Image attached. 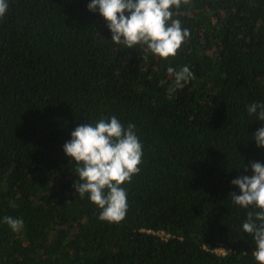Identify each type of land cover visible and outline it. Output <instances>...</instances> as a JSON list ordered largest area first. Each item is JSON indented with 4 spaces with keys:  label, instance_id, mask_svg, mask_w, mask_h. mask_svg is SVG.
I'll return each mask as SVG.
<instances>
[{
    "label": "trees",
    "instance_id": "obj_1",
    "mask_svg": "<svg viewBox=\"0 0 264 264\" xmlns=\"http://www.w3.org/2000/svg\"><path fill=\"white\" fill-rule=\"evenodd\" d=\"M0 18V264H258L231 180L264 163V0H180L174 57L112 42L88 0H8ZM188 65L182 89L166 68ZM115 115L143 145L119 223L74 188L63 145ZM241 167V168H239ZM163 232V234H159ZM222 247L225 253H218Z\"/></svg>",
    "mask_w": 264,
    "mask_h": 264
},
{
    "label": "clouds",
    "instance_id": "obj_2",
    "mask_svg": "<svg viewBox=\"0 0 264 264\" xmlns=\"http://www.w3.org/2000/svg\"><path fill=\"white\" fill-rule=\"evenodd\" d=\"M180 0H88L87 9L98 12L111 32V41L129 49L146 46L162 59L174 57L189 36V30L175 19L173 8ZM8 0H0V18L8 11ZM167 73L174 76V88L182 89L193 78L188 65L178 69L168 66ZM250 116L264 122V102L254 101L246 105ZM258 148H264V126L251 136ZM66 156L72 158L77 180L74 188L81 197L87 195L99 208L98 219L109 224L121 222L127 213V191L123 186L140 172L143 145L136 126H127L115 116L101 117L95 121L78 124L63 145ZM251 175H240L231 180L238 189L230 193L231 204L246 211L241 228L254 242L252 256L258 264H264V163L250 161L242 166ZM241 168V167H239ZM0 223L13 232H19L24 220L4 216Z\"/></svg>",
    "mask_w": 264,
    "mask_h": 264
},
{
    "label": "built area",
    "instance_id": "obj_3",
    "mask_svg": "<svg viewBox=\"0 0 264 264\" xmlns=\"http://www.w3.org/2000/svg\"><path fill=\"white\" fill-rule=\"evenodd\" d=\"M159 234H163V232H159ZM220 250V253H225L224 249L222 247H217L216 251ZM218 252V251H217ZM219 253V252H218Z\"/></svg>",
    "mask_w": 264,
    "mask_h": 264
},
{
    "label": "rangeland",
    "instance_id": "obj_4",
    "mask_svg": "<svg viewBox=\"0 0 264 264\" xmlns=\"http://www.w3.org/2000/svg\"><path fill=\"white\" fill-rule=\"evenodd\" d=\"M218 252H220V250H217Z\"/></svg>",
    "mask_w": 264,
    "mask_h": 264
}]
</instances>
